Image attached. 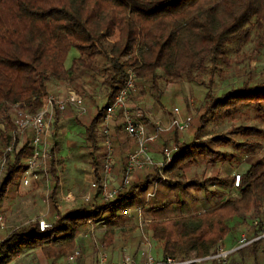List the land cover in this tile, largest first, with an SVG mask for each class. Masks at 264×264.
Masks as SVG:
<instances>
[{"label": "trees", "instance_id": "1", "mask_svg": "<svg viewBox=\"0 0 264 264\" xmlns=\"http://www.w3.org/2000/svg\"><path fill=\"white\" fill-rule=\"evenodd\" d=\"M260 29H264V0H0V121L7 130L0 132L3 148L0 201L18 184L24 169L23 161L30 155L32 147L31 128L24 130L22 139L14 135L15 127L10 121L12 109L17 105L21 110L35 112L48 94L50 79L72 83L82 96L91 99L89 115L78 117L76 121L83 128L84 148L97 184L91 190L90 203L82 201L77 206L58 211L55 207L57 169L53 161L48 160L44 174L49 187L46 199L50 226L40 231L34 221L3 235L0 264L9 263L28 249H38L44 258L52 261L63 257L75 246L79 228L94 218L106 220L103 234L106 242L112 240L114 225L136 219L134 212L128 217L130 214L125 216L123 211L131 205H144V193L158 180V168L146 174L135 171L128 185L118 189L114 199L106 202L99 196L97 174L101 170L105 148L96 131L105 107L121 88L128 70L137 78L128 99H132L136 85L142 84L141 81H149V88L157 95L159 79L166 82L197 80L207 89L195 121L191 120L188 126V142L180 141V132L172 128L157 132L156 141L148 145L153 153H157L156 145H160V149L171 141L176 146L171 160L160 167V172L171 175L190 158L191 151L212 159L221 154L210 149V145H229L245 154L256 152L260 147L258 143L237 142L224 134L213 135L205 141L199 139L210 119L232 117L239 107H251L255 120L264 122V77L258 80L246 78L239 86L214 95L211 92L212 72L206 68L207 65L213 68L218 60L226 61L225 54L231 42L236 47L242 46L250 40L253 31ZM112 37L115 40L109 47L107 39ZM71 48L77 51V56L65 68V55ZM205 72L209 73L206 83L197 79ZM86 80L91 85H85ZM94 82L105 92L100 104L91 98ZM59 113L54 110L53 122L60 119ZM120 124H113L109 131L118 182L126 164V156L119 152L127 146L125 139L120 137L123 131ZM152 127L156 130L154 124ZM233 133L244 139L262 136L261 130L254 126H237ZM7 146L10 150L4 151ZM219 180L216 177L201 181L192 178L180 188L176 181L166 180L163 190H155L151 200L170 187L204 190L209 182L223 185ZM235 189L234 196L192 215L166 216L165 204L149 206L148 211L155 213L153 216L162 217L150 219L147 225L151 238L160 247L161 257L183 258L190 252L196 256L213 253L218 241L231 232L229 222L238 220L240 223L241 215L244 217L252 210L257 214L264 213L263 158L253 160L239 174ZM258 231L253 229L250 236L254 237ZM256 242H250V245L253 247Z\"/></svg>", "mask_w": 264, "mask_h": 264}, {"label": "rangeland", "instance_id": "2", "mask_svg": "<svg viewBox=\"0 0 264 264\" xmlns=\"http://www.w3.org/2000/svg\"><path fill=\"white\" fill-rule=\"evenodd\" d=\"M252 33L250 35V40L245 42L242 46L236 47L234 42L230 43L229 51L225 54V62L218 60L215 66L211 69L209 67L212 66H208L206 64V68L212 72L210 73L212 79L211 92H213L214 95H219L230 88L239 86V84L246 78L258 80L264 77V29L255 30ZM114 40V37L107 39V45L110 47ZM76 56L77 51L75 49L71 48L68 50L65 55L63 66L65 68L69 67L72 58ZM208 76L209 73L205 72L200 77L197 76V79H202L203 82L206 83ZM141 82L142 84L136 85V93L133 95L132 99H128L127 106L130 113L132 115L135 113L139 120L144 124L146 132L151 134L160 132L158 131V128H164L166 126L167 120L172 116L171 112L174 108L178 110L179 117L191 116L192 122L195 121V117L207 91L204 84L199 83L197 80L193 82H166L163 79H159L157 82V95L154 90L149 88V81ZM96 83L97 82H94L92 85L91 98H94L98 104H100L104 101L105 92L102 87L96 85ZM84 84L91 85L87 80ZM47 87L48 94L59 98L63 96L66 87L70 88L81 97L83 108L82 113L77 115V111H75L74 108L66 107L63 112L59 113L60 119L58 121L53 122V118L51 117L48 123V129L51 131V137L48 141L51 144V148L49 151V157L44 160V166L48 160H52L54 167L57 169L58 186L55 207L58 211H60L63 208H70L79 205L83 201L82 198L86 194L90 195L91 193L89 183L94 177V172L90 165V158L84 148L83 128L78 125L76 121L78 117H87L89 115L88 107L91 105V99L82 96L76 87L69 82H60L56 79H50ZM12 111L13 113L10 114V121L12 120L13 122L16 112L14 109H12ZM120 117V115H115L111 118L109 122V131L113 124L122 123V119ZM152 124L157 127L156 130L152 127ZM237 126H254L261 130L262 136L244 139L243 137L233 133V129ZM99 128L100 125L97 128L96 135L102 141ZM189 131L190 130H186L185 132L180 133L179 140L185 143L188 142L190 139ZM0 132H7L3 121H0ZM217 134H224L226 137L232 138L237 142L247 140L250 145H254L256 142L260 145V147L256 152L253 151V154H245L243 151H236L232 149L229 145H210V149L221 153L220 155L214 156L213 159L210 156L203 158L196 152L191 151L190 158L185 159L179 168L171 175L162 173L160 172L161 170L158 169V180H155V182L148 187L146 192L152 191L154 183L155 190H163V181L166 180H170L171 183L176 181L179 188L186 181L192 178L201 181L207 177H216L221 179L219 181L227 184V181L231 177L230 173L235 172L234 169L238 166L241 167L242 162H252L260 157L264 159V122L261 123L258 122V120H255L254 111L251 107H239L232 117L222 118L220 116H216L210 119L202 131L199 141H205L209 137ZM22 137L23 135L20 139H22ZM120 137H123L127 143L126 148H122L119 152L121 156H125L129 151L135 148L136 144L132 139L126 136L123 131L120 132ZM170 142L167 144L169 148L175 146ZM159 147L160 145H156L154 149L157 153L152 152L150 155L153 162L152 165L145 169V171H140L141 173L146 174L153 168H158L157 165L161 160V148L159 149ZM2 149V141L0 140V168L2 164ZM147 150L149 152L148 146ZM244 155H246L247 158H244ZM23 163H25V159ZM117 171L118 167H116L115 161V166L112 170L113 177L116 176L117 173L115 172ZM36 172L40 175L39 178L34 180L29 179L27 186L21 185L19 180L18 184L15 187L10 188L7 196L0 201V239L10 230L20 226H26L30 222H34L39 219H45L51 223L49 220V203L46 199V195L49 190L48 181L43 173V169L38 168L36 169ZM206 186L209 191H216L217 184L209 182ZM179 188L170 187L168 191L165 192L164 190L161 194L158 193L157 198L154 197L152 200L149 199L144 203L142 213L143 221L141 224L142 234L137 229V217L136 219L130 218L128 222L122 225H114L112 240L110 239L111 241L107 240L106 242L103 235L106 231V225L102 227L101 224H95L98 218H94L95 223H85L84 226L79 228L75 236V246L70 250L77 248L80 251V256H89L90 259H93L89 264L95 261L99 252L104 253L106 258L109 259V252L111 253L112 248L116 251L119 249L118 252L126 249L127 254L134 258L135 253L142 250V242H144L143 239L145 237L149 244L150 256L153 258H160V247L158 243L151 238L150 232L147 230V225L150 219L155 217L160 219L162 217L157 215L153 216L155 213L153 214L152 212H149L148 207L152 204H165L166 216L186 215L183 213L185 203H188V205L194 204V207L196 208L199 204L196 206L194 197H201L202 195L207 197V195L212 193H206L202 189H188L187 191ZM207 203L208 207H204L203 210H207L213 206L211 205L210 200H208ZM134 207L135 206L133 205L126 207L125 210H127V214L124 215L128 216L130 214L128 217H132L131 214ZM239 220L240 223L238 220L229 222L232 226L231 232L222 239L223 241H218L217 247L220 246L221 249L228 250L230 249V247L227 248L228 244L233 245L236 243L237 239L240 238L241 235H244L246 239H249L253 229H256L257 231L260 229V231L257 232L259 236L256 240V244L252 247L249 242L244 245L245 247H241L242 250H238V248L237 250L229 252L224 261L213 259L197 264H264V249H262L264 248V235L261 234L264 232V213L257 214L252 210L249 214L244 215V217L241 215ZM253 223L254 228L252 227ZM91 225H93V229L90 228ZM250 226L252 228H250ZM227 241L228 244H226ZM68 252L65 256L59 257L54 261L47 260L48 264H51L50 262H54L55 264H67L66 256ZM30 255L32 254H29L28 256ZM42 261H46V259L42 258L38 249H35L32 264H42ZM136 261L137 259L135 262ZM15 263L16 262H14L13 258L7 264Z\"/></svg>", "mask_w": 264, "mask_h": 264}, {"label": "built area", "instance_id": "3", "mask_svg": "<svg viewBox=\"0 0 264 264\" xmlns=\"http://www.w3.org/2000/svg\"><path fill=\"white\" fill-rule=\"evenodd\" d=\"M135 75L132 71L128 70L126 72L125 79L122 83L121 88L118 92L111 98L109 104L105 107V111L102 117L100 124V135L102 136L103 145L105 148V154L103 156L101 170L98 173V187H99V196L104 201H112L116 195L118 189L125 188L130 180L132 173L135 171H143L149 166L152 165L151 156L147 150V146L156 141L157 133H148L145 130L144 124L139 120L137 115L130 113L127 106L128 96L134 90L135 84ZM66 107H72L77 111V115H80L83 111L82 108V99L76 94L73 90L66 87L65 92L62 97H57L54 95L47 94L42 98L40 107L35 112H28L21 110L15 105L13 108L15 110V116L13 119V125L15 127L14 135L21 137L26 128L32 129L31 137V153L25 159L24 169L20 177V183L23 186H27L29 179H37L40 175L36 172V169H43L45 173L44 160L49 157V151L51 144L48 139L51 137V131L48 129V123L51 117L53 116L54 110L58 112H63ZM115 112H118L122 119V130L130 139H132L136 146L133 150L129 151L126 156V164L124 166L123 174L121 181L116 184L109 186L108 179L112 175V170L114 167V158H113V147L109 138V122L114 116ZM172 116L167 120V124L164 128L159 127L158 131H168L172 128H175L178 132L183 133L187 130L191 116H178V110L174 108L171 112ZM157 128V127H156ZM10 146H7L4 151H9ZM176 150V146L169 148L164 146L161 148V160L158 163L157 167L164 166L171 160L172 152ZM239 181V174H233L232 185L237 187ZM155 182V181H154ZM97 187L95 182V175L89 183V189ZM155 193V183L152 187L151 192L144 193V203L151 199ZM68 198V196H67ZM70 198V197H69ZM69 200V199H67ZM83 201H91L90 195L86 194L83 198ZM144 205L135 206L132 209V212L136 214L137 217V229L142 234L141 224L143 221ZM129 211V210H128ZM124 214H127V210L123 211ZM105 219L89 220L87 223L101 224L102 227L105 225ZM38 229L40 231L48 228L50 223L45 219L37 220ZM93 229V225L90 227ZM264 235V232L261 233ZM257 237H252L246 239L244 235L240 236L237 239L230 249L223 250L219 247L213 253H210L205 256H196L194 253L190 252L187 256L183 258H177L172 256L161 257L160 259H155L149 254V244L144 237V242H142V250L138 251V255L141 257V261L136 263L133 257H130L127 252L122 251L116 260L108 261L106 255L102 252H99L96 256V259L91 264H197L206 260L219 259L224 261L227 257V254L233 250L244 246L246 243L254 241ZM80 257V251L77 248L70 250L66 256L67 264H73Z\"/></svg>", "mask_w": 264, "mask_h": 264}, {"label": "crops", "instance_id": "4", "mask_svg": "<svg viewBox=\"0 0 264 264\" xmlns=\"http://www.w3.org/2000/svg\"><path fill=\"white\" fill-rule=\"evenodd\" d=\"M190 136V135H189ZM151 153H152V151H150L149 150V154L151 155ZM244 158H247V156L246 155H244ZM249 163L250 162H247V161H244V162H242L241 163V167L240 166H238L237 168H235L234 169V171L235 172H233V173H230L231 174V177H230V179L227 181V184H225V183H223V185H217V187H216V191H214V192H212V191H209L208 190V187L206 186L205 187V189H204V191L207 193H210V192H212V193H210V195H207V197H205L204 195H202L201 197H199V196H196V197H194L195 199H194V202H195V204H196V206H197V204H199L196 208L194 207L195 205L194 204H192V205H188V203H185L184 204V212L183 213H185L186 215H192V214H194V213H197L198 211H201V210H203L204 209V207H208V200H210L211 201V205H216V204H219V203H222L227 197H231V196H234L235 195V193H236V189H235V187L232 185V180H231V178H233V174H235V173H237V174H240V173H242L247 167H248V165H249ZM115 166V165H114ZM93 169V168H92ZM145 171V170H144ZM93 172L95 173V171L93 170ZM99 173V171L97 172V174ZM115 173H117V172H115ZM118 174V173H117ZM116 174V176H114V177H110V179H108V184L110 185V186H112V185H114V184H116L117 182H118V179H117V177H118V175ZM134 173H132V175H131V177H130V180L133 178V175ZM111 176H113V175H111ZM192 189H194V188H192ZM198 189V188H197ZM187 190V189H186ZM188 191V190H187ZM91 194V193H90ZM205 205H207V206H205ZM195 209V210H194ZM209 209V208H208ZM255 223V222H254ZM254 223L252 224V227L254 228ZM251 226H250V228H252ZM263 230H264V228H263ZM262 230V231H263ZM255 237H257V236H255ZM250 238H252V237H250ZM249 238V239H250ZM254 238V237H253ZM258 239V238H257ZM257 239H255L254 241H256ZM223 241V240H222ZM254 241H252V242H254ZM226 244H228V241L226 242ZM231 245L232 244H228V246H227V248L228 247H231ZM241 248V247H240ZM239 248V249H240ZM114 248H112L111 249V253L109 252V259H108V261H112V260H116V259H118V257H119V255H120V253L122 252V251H125V252H127V250L126 249H123L122 251H119L118 252V250L116 251V250H113ZM131 249V248H130ZM262 249H264V248H262ZM113 250V251H112ZM34 251H35V249H28V250H24L22 253H20V254H18L15 258H14V262H16L15 264H32V260H33V253H34ZM135 251V250H134ZM264 251V250H263ZM29 254H32V255H30V256H28ZM42 256V255H41ZM115 256H116V258H115ZM42 258H44L43 256H42ZM161 258V257H160ZM160 258H157V257H155V259H160ZM44 259H46V258H44ZM134 259L136 260L137 259V261H136V263H139L140 261H141V257L138 255V252L137 253H135V255H134ZM40 260H42V259H40ZM48 259H46V261H42L43 263L42 264H48V261H51V260H48ZM92 260L93 259H90V257L89 256H87V255H84V256H80L76 261H75V263H73V264H89L90 262H92ZM51 264H55L54 262H50ZM67 263V262H66ZM69 264V263H68Z\"/></svg>", "mask_w": 264, "mask_h": 264}]
</instances>
